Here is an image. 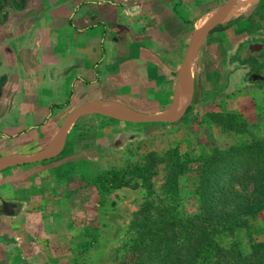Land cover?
I'll return each instance as SVG.
<instances>
[{
	"label": "crops",
	"instance_id": "0c3cea01",
	"mask_svg": "<svg viewBox=\"0 0 264 264\" xmlns=\"http://www.w3.org/2000/svg\"><path fill=\"white\" fill-rule=\"evenodd\" d=\"M148 1H152V6ZM217 8L216 4L201 6L199 9H205L204 12L190 21L181 10L188 7L179 6L176 0L171 5H166L164 0H4L1 3L0 158H43L0 165V229L5 230L0 231V236L24 238L25 232L34 230L32 227L27 231L24 223L36 215L41 236L46 238L47 244L71 242L70 246L75 247L73 239L83 228L79 208L86 205L90 208L96 203L93 191L97 189V167L88 156L74 158L67 148L72 142V128L89 117H81L85 113L73 116L61 145L51 157H45L57 133L67 117L87 102L102 99L107 104L111 100L119 102L120 95H139L146 86L166 85L163 77L170 79L165 88L172 96L162 110L173 107L177 97L179 109L182 93L187 91V98L190 91V81L184 79L180 70L186 51L184 44L188 42V46L193 34L188 36L187 31L206 27L208 24L197 29L196 20ZM163 10H167L165 14L159 12ZM149 13L155 16V21L146 23L145 15ZM234 21L231 30L235 44L230 51L233 54L228 51L230 59L225 63L234 70L229 79L239 80L238 84L226 95L221 90L222 80L216 81L215 89L205 91L221 93L216 103H212L214 112L236 114L246 122L252 139L264 132V68L260 74L245 77L247 65L245 57L240 56L246 54V45L254 51L264 49V0L256 1ZM221 23L205 36L221 28ZM62 24L65 31L73 32L81 41L77 54H66L64 58L58 48V45L65 46L60 44L65 40L63 37L59 40L58 33ZM215 40L219 44L223 38L218 34ZM217 74L216 71V77ZM68 76L71 83L66 84L63 91H57L62 93L60 98L55 94L46 97L44 102L39 101L42 88L56 92L57 82ZM192 81L191 104L180 116L192 106L196 92H201L196 76ZM82 164L83 170L73 173L76 166ZM90 166L94 167L93 173L81 179L82 174L92 171ZM35 210V214L29 215ZM260 240H264V235ZM0 243L5 245L6 242Z\"/></svg>",
	"mask_w": 264,
	"mask_h": 264
},
{
	"label": "rangeland",
	"instance_id": "374dc122",
	"mask_svg": "<svg viewBox=\"0 0 264 264\" xmlns=\"http://www.w3.org/2000/svg\"><path fill=\"white\" fill-rule=\"evenodd\" d=\"M172 1L174 0H164V3L171 5ZM176 1L179 6L188 7V9H181L182 14L191 18L190 21H192L200 14L199 12H204L205 9H199L201 6L216 4L217 13L227 0H184L183 3L181 0ZM148 4L152 6L153 3L148 1ZM166 11L159 12L165 14ZM145 18L146 23L155 21L152 13L145 15ZM233 22L235 23L234 20L223 21L220 24L221 28L216 29L213 35L202 37L197 42L192 56L191 77L196 76L201 92H196L192 106L183 114L184 116H180L182 113L180 112L173 121L143 122L137 125L133 121L109 118L99 113L87 114L85 112L81 115V117L89 118H81L79 124L72 128L70 135L72 142L67 149L70 154L71 152L74 154V158L88 156L96 163L97 189L93 191L96 203L90 208L88 205L79 208L82 219L80 224L83 228L79 231L81 235L73 239L75 247L70 246L71 242L59 245L56 243L55 246L47 244L46 238H42L40 233V221L36 215H33L37 212L35 210L29 213L33 215V220H26L28 223H24L27 224V231L33 227V232H25L26 236L17 240L5 234L0 236V241L6 242L5 245L0 243V264H19V261H22L21 264H123L122 260L130 239L138 237L141 232L136 227L144 219L138 216V212L146 202H151L154 207L169 205L173 207L175 215L181 218L190 217L198 210L199 202L192 196L191 189L195 175L199 171V159L209 155L213 146L226 148L238 142L248 141L251 136L248 127L244 133L223 131L212 115L216 113L214 112L213 104L216 103L214 101L221 93L209 94L205 91L215 89L217 80L223 81L224 86L221 90L225 95L238 84L239 80L233 82L229 79L228 76L232 75L234 70L229 63L228 65L225 63L226 59H230L229 52L234 49L235 44L231 30ZM193 32L187 31V35ZM58 33L59 40L61 37L65 40L64 43L60 42L65 45L63 48L58 45L61 49L60 56L64 58L66 54L76 55L77 45L81 44L80 38L73 32L70 34L65 31L63 24ZM218 34L223 38L219 44L215 42ZM187 43L184 44V50L187 49ZM240 57L243 59L246 54L243 53ZM163 78L166 85L154 88L146 86L144 93L139 95L131 93L120 95L119 102L111 100L105 107L117 109L120 105H124L139 113L162 114L164 113L162 108L168 105L172 96L165 88L168 87L170 79ZM57 83L56 92L52 88L41 89L40 102L46 101V97L50 98V96L57 95L60 98L62 93L57 91H63V87L71 83V80L68 76L67 79ZM96 96L101 97L100 94ZM96 96L94 95V98ZM186 100L187 98L185 103ZM99 101L106 102L104 99ZM88 103L93 102L86 104ZM185 103L179 109L186 110L191 104L190 102L185 107ZM259 135L264 137V132H260ZM171 149H177L185 161V172L178 177V188L174 186V181H171L170 165L166 160L155 161L152 168L145 172L147 180L140 176L142 172L140 168L146 163L148 153H153L156 159H163L167 151ZM76 167L73 173H78V169L83 170V164ZM90 168L92 171L85 175L82 174L81 179H86L93 173L94 167L90 166ZM236 187L239 190L238 184ZM152 210L146 212L145 215H151L153 220L155 214ZM76 217L78 218L77 215ZM136 219L141 221L138 222ZM0 231L3 233L5 230L0 229ZM74 232L78 231L74 230ZM263 235L264 210L240 219L239 225L232 233L220 232L216 235L217 243L226 251V254L210 264L258 263L262 259L260 252L263 248L257 250L252 258L248 257L247 261L243 257L250 254L251 242L259 241Z\"/></svg>",
	"mask_w": 264,
	"mask_h": 264
},
{
	"label": "trees",
	"instance_id": "16d2710c",
	"mask_svg": "<svg viewBox=\"0 0 264 264\" xmlns=\"http://www.w3.org/2000/svg\"><path fill=\"white\" fill-rule=\"evenodd\" d=\"M212 115L223 131H246V122L234 113ZM201 158L191 189L192 196L198 199V210L190 217L181 218L169 205L154 207L146 202L138 212L144 219L136 227L141 232L130 239L123 264H210L226 254L216 235L232 233L240 219L264 210V137L226 148L213 146L210 154ZM163 160L169 163L171 181L178 188L185 161L177 149L167 151L163 159L148 153L140 176L147 180L145 172L155 161ZM151 209L155 214L153 220L151 215H145ZM261 248L262 259L256 264H264V240L251 242L250 254L243 259L252 258Z\"/></svg>",
	"mask_w": 264,
	"mask_h": 264
},
{
	"label": "water",
	"instance_id": "95a60500",
	"mask_svg": "<svg viewBox=\"0 0 264 264\" xmlns=\"http://www.w3.org/2000/svg\"><path fill=\"white\" fill-rule=\"evenodd\" d=\"M236 0H227L217 11L214 18L208 23L206 27H204L201 30L194 31L192 36L190 37L189 44L187 46V49L185 51V55L183 58V62L181 65V73L184 79L187 81H190V91L185 103V107L189 104L192 96V87H193V81L190 74V65H191V55H192V49L194 46V43L199 41L202 37H205L206 33L212 29L215 25L222 22V18L224 13L229 9V7L235 2ZM179 97H177V100L173 107L167 109L164 113L160 115H152V114H145V113H139L131 110L128 107H125L124 105H120V108L117 109H109L106 108L105 105L107 102L105 101H97L94 103H89L86 105H83L79 107L78 109L74 110L66 119L65 123L63 124L61 130L59 133H57L53 143L52 148L50 149L49 153L45 155V157H51L57 150L58 146L61 145L64 134L66 132V128L68 124L70 123L73 116L81 114V113H100L103 115H107L110 117L133 121V122H161V121H173L174 117L180 114V112H183L184 109H177L176 106H178ZM184 107V108H185ZM183 110V111H182ZM126 113V114H125ZM179 116V115H178ZM42 157H18V158H0V165L9 166V165H15V164H23L27 162H34L37 160L42 159ZM6 205L5 203H3Z\"/></svg>",
	"mask_w": 264,
	"mask_h": 264
},
{
	"label": "bare ground",
	"instance_id": "6f19581e",
	"mask_svg": "<svg viewBox=\"0 0 264 264\" xmlns=\"http://www.w3.org/2000/svg\"><path fill=\"white\" fill-rule=\"evenodd\" d=\"M256 1L258 0H236L230 7L229 9L224 13L222 22H230L237 17H239L242 13L247 11ZM216 15V9L210 10L206 13H204L202 16H200L196 20V28L201 29L204 26H206ZM197 46V42L194 43L193 49H192V55L195 51V48ZM187 91L182 93L181 100L179 105L182 106L185 103Z\"/></svg>",
	"mask_w": 264,
	"mask_h": 264
},
{
	"label": "flooded vegetation",
	"instance_id": "af4514ba",
	"mask_svg": "<svg viewBox=\"0 0 264 264\" xmlns=\"http://www.w3.org/2000/svg\"><path fill=\"white\" fill-rule=\"evenodd\" d=\"M4 0H0V5ZM255 50L253 47H249V45H246L245 52H246V57H245V62H246V72L243 74L245 77H251L252 75L255 74H260L261 68H264V49H259V51H253ZM256 53V54H254ZM260 69V70H259ZM4 209H7V205L3 206ZM10 207V206H9Z\"/></svg>",
	"mask_w": 264,
	"mask_h": 264
}]
</instances>
